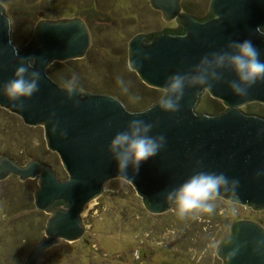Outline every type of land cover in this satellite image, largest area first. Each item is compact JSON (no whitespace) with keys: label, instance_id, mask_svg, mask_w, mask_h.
<instances>
[{"label":"water","instance_id":"95a60500","mask_svg":"<svg viewBox=\"0 0 264 264\" xmlns=\"http://www.w3.org/2000/svg\"><path fill=\"white\" fill-rule=\"evenodd\" d=\"M150 8L175 27L134 35L127 44V63L139 80L160 90L174 74L191 75L201 58L213 52H231L232 41L251 40L264 60V0H209L202 17L182 12L180 0H148ZM31 39L18 49L10 40L11 25L0 4V87L12 78L15 69L29 60L34 64L25 73H39L38 90L22 105L0 95V108L19 117L28 127L41 126L47 150L55 153L67 175L58 180L52 169L37 160L24 165L0 155V182L12 176L18 181L37 179L33 206L48 214L42 241L28 252L23 264H36L57 241L75 242L84 234L81 213L102 193L104 184L119 179L131 185L152 216L170 210L165 197L198 172L224 173L237 180L235 196L217 198L264 210V118L241 112L248 104L264 106V80L254 84L246 96L237 97L228 88L235 79L227 63L208 68L209 78L201 87L184 88L178 111L165 112L158 101L138 110H127L116 97L71 91L46 73L52 63L84 57L90 44L86 25L79 18L45 20L38 14ZM207 87L208 91L203 88ZM207 94L223 106L213 114L198 112L201 97ZM133 120L151 124L150 136L164 137V146L127 178L118 173L107 149L112 137ZM231 186H229V191ZM215 247L221 264H264V230L260 224L239 220ZM234 253L227 261L225 257Z\"/></svg>","mask_w":264,"mask_h":264},{"label":"rangeland","instance_id":"374dc122","mask_svg":"<svg viewBox=\"0 0 264 264\" xmlns=\"http://www.w3.org/2000/svg\"><path fill=\"white\" fill-rule=\"evenodd\" d=\"M209 0H180L182 12L202 17ZM10 20V40L18 49L31 39L42 14L45 20L79 18L87 27L90 44L83 58L52 63L47 75L63 85L75 77V88L116 97L129 111L141 110L159 100L160 90L144 85L127 63V44L139 33L171 28L148 0H0ZM124 81V85L118 81ZM58 81H61L60 84ZM127 87V92L123 87ZM138 97V99H135ZM220 102L206 93L198 112L213 114ZM245 114L264 118V106L248 104ZM0 155L24 165L30 160L48 165L58 180L67 178L58 156L47 150L41 126L28 127L21 119L0 108ZM37 179L0 182V264H23L31 248L44 238L48 214L33 206ZM212 213L179 218L173 207L152 216L125 181L106 182L102 193L81 213L83 236L75 242L62 240L47 250L36 264H221L214 242L226 239L231 225L249 220L264 230V210L253 211L216 198Z\"/></svg>","mask_w":264,"mask_h":264},{"label":"clouds","instance_id":"9594fccd","mask_svg":"<svg viewBox=\"0 0 264 264\" xmlns=\"http://www.w3.org/2000/svg\"><path fill=\"white\" fill-rule=\"evenodd\" d=\"M257 31L264 35L258 28ZM231 52H213L201 58L191 75L174 73L168 76L160 86L158 106L165 112H176L180 107V100L185 86L201 87L207 84L209 78L216 79L215 72L208 75V68H220L226 63L232 69L235 79L228 82V88L233 95L244 97L248 90L258 82L264 80V60L252 44L251 40L244 39L232 41L228 45ZM34 60H29L27 66H18L11 79L0 87V95L8 100L22 105L23 101L30 98L38 90L39 73H31L32 78L26 79L25 73L31 68ZM124 85V81H118ZM75 77L67 81L63 87L69 91L75 85ZM127 87L123 91L127 92ZM203 90L208 91L207 87ZM138 99V97H135ZM152 128L141 120H133L124 131L117 132L108 144V153L116 165L118 173L127 178V170L132 169L135 175L140 165L156 155L164 146V137L150 136ZM229 186L231 190L229 191ZM238 186L237 180H230L224 173L198 172L190 176L174 191L165 197V202L173 207L176 215L183 219L186 216H195L198 213H212L215 207L214 201L221 194L235 196ZM231 238H226L230 241ZM221 241L214 242L213 247H218ZM234 253H229L226 258L229 261Z\"/></svg>","mask_w":264,"mask_h":264},{"label":"trees","instance_id":"16d2710c","mask_svg":"<svg viewBox=\"0 0 264 264\" xmlns=\"http://www.w3.org/2000/svg\"><path fill=\"white\" fill-rule=\"evenodd\" d=\"M69 62H65V63H62V64H57V65H61V66H65V65H67ZM60 84H62V82L61 81H58ZM212 105H213V113H218V112H220V110L218 111V109H216V107H215V105L212 103Z\"/></svg>","mask_w":264,"mask_h":264},{"label":"flooded vegetation","instance_id":"af4514ba","mask_svg":"<svg viewBox=\"0 0 264 264\" xmlns=\"http://www.w3.org/2000/svg\"><path fill=\"white\" fill-rule=\"evenodd\" d=\"M175 27V25H173L171 28Z\"/></svg>","mask_w":264,"mask_h":264}]
</instances>
